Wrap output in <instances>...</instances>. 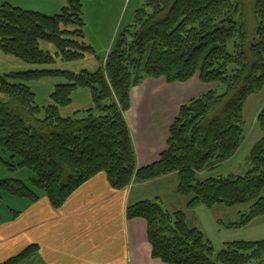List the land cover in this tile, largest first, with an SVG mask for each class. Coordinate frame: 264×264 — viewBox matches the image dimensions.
<instances>
[{
    "label": "trees",
    "instance_id": "16d2710c",
    "mask_svg": "<svg viewBox=\"0 0 264 264\" xmlns=\"http://www.w3.org/2000/svg\"><path fill=\"white\" fill-rule=\"evenodd\" d=\"M63 1L53 16L0 4V52L38 67L0 76L5 97L0 101V147L12 162L8 170L27 169L33 175L30 184L1 180L0 200L2 193L29 203L45 196L59 209L101 173L116 191L176 174L177 194L188 198L187 210L249 206L238 223L227 224L232 229L262 217L264 107L256 118L262 138L249 153L248 171L200 175L232 159L245 140L244 106L264 88V0L253 1V27L243 0H142L99 68L79 73L58 63L98 57L85 42L83 2ZM43 43L54 53L42 50ZM55 77L65 82L56 83L50 104L40 107L27 83ZM150 78L167 84L197 78L223 86L224 92L210 90L181 106L164 151L152 165L138 168L124 115L131 107L130 91ZM80 89L89 91L92 106L63 116ZM125 212L128 221L147 223L151 257L164 264H264V239L227 242L215 253L181 210L172 213L158 200H143ZM38 252L30 246L2 264H39Z\"/></svg>",
    "mask_w": 264,
    "mask_h": 264
},
{
    "label": "crops",
    "instance_id": "0c3cea01",
    "mask_svg": "<svg viewBox=\"0 0 264 264\" xmlns=\"http://www.w3.org/2000/svg\"><path fill=\"white\" fill-rule=\"evenodd\" d=\"M53 1L57 8L61 7L62 9L65 5L63 0ZM89 2L95 4L93 0L88 1V4ZM6 3L9 4V2ZM140 3L141 0H110L96 4L99 8L95 10L103 11L101 19L109 14L108 30L102 37L99 34L96 40L97 43L103 42L100 45L105 52L103 60L113 49L117 35L132 21ZM17 7L20 6H15V8ZM85 7L83 8L84 22L90 15H94L92 9ZM84 38L85 42L93 49L92 40L85 35ZM90 58L91 56L85 59L87 61ZM88 66H95L94 61H91ZM62 69L79 73L70 69L69 66L62 67ZM82 70L88 71L87 69L79 71ZM156 81L151 78L145 79L138 87L130 91L131 107L124 115L133 141L138 168L152 165L166 148L169 126L166 130H163L162 125H160L162 130L154 124L149 127L147 120L140 118V114L147 107L146 102L150 101V97H155V94L154 96L151 93L148 95L147 91L153 90L158 85ZM191 81L185 84H169L175 104L174 116L178 113L180 106L186 102V98L180 97L181 95L185 97V94L188 93L189 87L185 88V86L199 87L196 83L191 84ZM80 91L85 90L81 89ZM86 91L83 94L85 96L83 100L87 99L85 102L88 104L91 96H89V91ZM77 92L78 90L72 96H78L74 95ZM81 93L83 92L78 94L81 95ZM73 100L75 99L73 98ZM72 104L73 101L70 106ZM263 107L264 104L254 115L255 123ZM80 108L75 107L70 110L69 115L85 110ZM139 110L140 119H137L135 112L138 113ZM154 110L156 111L155 105ZM64 113L63 110L62 115L69 116L66 115L68 113ZM240 148L232 159L210 172L201 173V175L209 178L218 177L214 176L216 170L234 164L241 151ZM168 179L173 180L172 187L177 192L178 176L176 174L154 179V181L133 182L131 187L116 191L110 187L108 179L101 173L75 190L59 209H54L45 196H41L35 203L27 201L22 210L14 212L12 218L3 221L0 225V264L30 246L38 247L39 264H164L159 259L155 260L151 257L147 223L142 219L128 221L125 210L128 206L143 202V200H160L163 203L157 191H152L150 186ZM174 210V212L179 211L175 208Z\"/></svg>",
    "mask_w": 264,
    "mask_h": 264
},
{
    "label": "rangeland",
    "instance_id": "374dc122",
    "mask_svg": "<svg viewBox=\"0 0 264 264\" xmlns=\"http://www.w3.org/2000/svg\"><path fill=\"white\" fill-rule=\"evenodd\" d=\"M92 0H81L83 2V8H90L92 9V13L94 15H90L87 20L84 22L86 24L84 29V35L92 40L96 51V57L91 55V61H94L95 66H88L91 64L90 59L86 61V59H80L75 62L70 63H58V67L62 69V67L69 66L70 69L76 70L79 72L80 69H87L88 71H93L97 68V66L101 65L104 61V50L100 47L101 43H97V36L100 34L101 37L105 35L108 30V19L109 14H106L103 19L102 18V10L98 11L95 10L99 8V3L107 2L110 0H93L95 4H92ZM254 0H243V7L245 9V14L250 21V25L252 27L255 25L254 19H252V4ZM9 2L12 6L19 5V8L24 10H32L39 13H44L46 15L53 16L54 12L59 13L61 7L57 8L54 4L53 0H0V3ZM87 4V5H86ZM143 4L142 0L140 5ZM139 5V6H140ZM138 6V7H139ZM59 11V12H58ZM88 11V9H87ZM86 15V14H85ZM41 49L44 51H48L50 53H54L53 47L47 44H42ZM34 68H38L33 65H28L18 60L14 57L9 55L5 56L3 53L0 52V76L4 74H8L9 72H20V71H27L32 70ZM58 68V69H59ZM57 83H64L65 81L59 77L55 78H44L39 81L32 80L28 82V86L31 88L32 92L35 94L36 103L40 107H45L50 104L51 98H49L50 94L54 91L55 84ZM158 84L153 90L147 91L148 95L150 93L155 97H150V101L146 102V110L140 114V110L138 113L135 112L137 119L143 118L146 119L148 122V126L150 127L152 124L157 125L160 128L162 125L163 130H166L167 127L172 124L175 120L176 115L174 116L175 111V104L173 93L167 84L162 78L156 81ZM198 84L199 87L195 88L194 85L185 86L189 87L185 94V97L180 96L182 99L186 98V102L189 100L198 98L199 96L208 93L210 90L217 91L218 94L224 92L223 86H219L218 84H209L205 85L202 84L197 78H194L193 81L190 82ZM184 88V89H185ZM144 89V88H143ZM146 89V88H145ZM81 90V89H80ZM72 96L75 100H73L72 106H69L68 109H64L66 115L71 113L70 110L76 108L80 109H87L86 107H91L92 103L91 100L88 104H86L87 99L83 100L85 96L83 95L84 92H87L86 89H82L85 91H80ZM77 91V90H76ZM83 92L80 94V92ZM191 94V95H190ZM80 95V96H79ZM90 96V95H89ZM0 101H5V97L0 94ZM86 101V102H85ZM186 102L183 104L185 105ZM264 104V88L258 94L250 97L245 106H244V137L245 140L243 142V146L239 153V156L236 158V162L232 165H226L218 170H216L214 176H228V175H243L245 174L248 169L250 168V161L248 160L249 153L252 147L262 138V132L257 127V124L253 121L254 115L257 114V110ZM88 105V106H87ZM154 105L156 106V111L154 110ZM181 105V106H183ZM180 106V107H181ZM71 107V108H70ZM63 111V110H62ZM140 114V118H139ZM66 117V116H65ZM80 117V115H78ZM135 117V116H134ZM125 118V117H124ZM168 127V128H169ZM162 128H160L162 130ZM164 132V131H163ZM15 163H18L19 160L15 159ZM12 163L9 154L4 152L2 147H0V181L1 180H19L24 183L30 184V179L33 178L32 173L27 170H15L10 171L8 170V164ZM200 178H205L201 175ZM173 180H166L154 183L150 188L152 191H157L160 198L163 200V203L160 201L161 205L166 211L174 212V208L176 210H181L186 215V221L188 226L194 227L198 229L201 233L204 234L205 240L208 241L213 249L214 252L221 251L227 242H238L239 240L251 242V241H263L264 239V215L262 217H258L249 225L238 228L232 229L227 228V224L229 223H238L240 216L242 214H247L249 211V206L247 205H238V207L228 208L222 206H215L213 209H207L204 205L196 206L191 210H187L185 206V202L188 201V198L180 196L177 192L173 189ZM2 198L0 200V218L1 221H6L13 215L14 212L22 210L26 205L27 200L21 199L16 196H11L7 193H2Z\"/></svg>",
    "mask_w": 264,
    "mask_h": 264
},
{
    "label": "built area",
    "instance_id": "2783aa9c",
    "mask_svg": "<svg viewBox=\"0 0 264 264\" xmlns=\"http://www.w3.org/2000/svg\"><path fill=\"white\" fill-rule=\"evenodd\" d=\"M129 187H131V186H129ZM129 187H128V188H129Z\"/></svg>",
    "mask_w": 264,
    "mask_h": 264
}]
</instances>
